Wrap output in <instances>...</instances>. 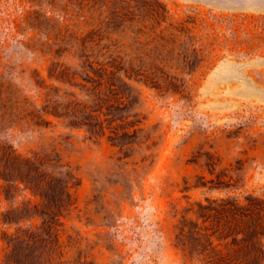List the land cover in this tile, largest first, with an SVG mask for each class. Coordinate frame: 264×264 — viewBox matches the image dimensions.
Returning a JSON list of instances; mask_svg holds the SVG:
<instances>
[{"label": "trees", "instance_id": "1", "mask_svg": "<svg viewBox=\"0 0 264 264\" xmlns=\"http://www.w3.org/2000/svg\"><path fill=\"white\" fill-rule=\"evenodd\" d=\"M26 1L32 5L25 21L31 35L19 43L49 57V83L35 80L44 90L37 104L2 75L0 129L60 126L70 132L64 139L82 133L87 142L103 139L115 146L117 160L124 165L137 156L131 179L120 184L119 196L130 199L129 189L139 187L161 142L157 126H145L142 88L190 102V78L208 62L209 51L194 22L172 20L160 0ZM189 162L199 164L208 176L185 182L183 191L203 188L223 194L206 195L184 209L174 238L184 259L190 264H264V194L235 193L243 186V164L236 160L223 166L213 150L196 151ZM0 179L7 200L16 198L19 185L40 200L11 204L1 214L4 223L16 227L5 234L7 252L0 264H66L61 218L73 204L70 190L76 185L68 165L57 153H21L0 142ZM104 197L95 186L93 205ZM108 215L110 220L103 223L107 228L112 225V214ZM33 217L40 219L39 225L21 224ZM104 244L114 253L111 240ZM87 257L78 248L71 264H85L81 260Z\"/></svg>", "mask_w": 264, "mask_h": 264}, {"label": "rangeland", "instance_id": "2", "mask_svg": "<svg viewBox=\"0 0 264 264\" xmlns=\"http://www.w3.org/2000/svg\"><path fill=\"white\" fill-rule=\"evenodd\" d=\"M160 1L172 20L194 22L209 58L190 78V102L142 88L145 126L156 125L161 142L139 187L129 189L130 199L119 196L120 184L131 179V163L137 156L124 165L117 160L115 146L103 139L87 142L82 133L64 139L70 132L60 126L0 129V142L12 144L21 153H57L75 177L76 185L70 190L73 204L60 226L66 264L76 259L78 248L87 253L86 260H81L85 264H190L174 242L180 216L188 203L223 194L203 188L183 191L185 182L193 184L197 177L208 176L199 164L189 162L196 151H216L223 166L239 160L243 186L235 193L264 194V0ZM31 9L26 0H0V77L8 76L40 104L44 90L35 80L49 83L50 59L19 43L31 35L25 26ZM2 186L0 179V262L7 252L5 234L16 227L4 223L1 214L11 204L40 201L21 185L16 198L7 200ZM95 186L105 195L97 206L91 202ZM109 213L112 225L107 228L103 223L110 220ZM39 223L37 217L21 222L24 226ZM107 239L114 253L106 250Z\"/></svg>", "mask_w": 264, "mask_h": 264}]
</instances>
